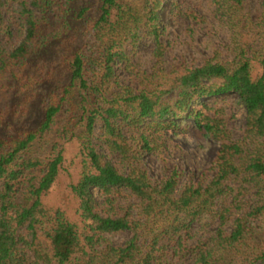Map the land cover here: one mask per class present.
Segmentation results:
<instances>
[{
  "label": "trees",
  "instance_id": "trees-1",
  "mask_svg": "<svg viewBox=\"0 0 264 264\" xmlns=\"http://www.w3.org/2000/svg\"><path fill=\"white\" fill-rule=\"evenodd\" d=\"M215 1L223 15H241L244 0ZM164 7L101 0L99 46L66 56L70 79L49 94L43 119L0 129V264H264V21L255 30L263 39L237 41L233 58L168 66ZM71 11L72 0H0V86L27 89L20 107L40 82L30 63L69 29ZM142 31L155 40L151 70L136 69L127 50ZM122 65L136 86L118 77ZM229 92L246 108L239 136L208 99ZM185 119L220 143L213 174L184 182L175 167L154 178L144 157L164 155ZM67 170L73 205L49 202ZM126 231L124 242L109 241Z\"/></svg>",
  "mask_w": 264,
  "mask_h": 264
},
{
  "label": "rangeland",
  "instance_id": "rangeland-1",
  "mask_svg": "<svg viewBox=\"0 0 264 264\" xmlns=\"http://www.w3.org/2000/svg\"><path fill=\"white\" fill-rule=\"evenodd\" d=\"M100 3L101 0H72V11L69 14L71 26L61 36L53 38L30 63V71L40 77V82L36 90H30L31 97L24 105L26 108L20 107L18 103L26 97L27 89L22 91L18 83L12 84L13 79H8L4 86H0V112L3 113L0 129L3 133L16 132L19 128L38 124L44 117V105L49 94L58 91L70 79L68 63L64 61L66 56L78 47L83 46L89 54L98 48L99 41L95 38L93 23L100 14ZM82 6H89L90 10L79 18L77 12ZM261 21H264V0H244L241 15L235 16V19H232V14L223 15L215 0H165L162 18L165 29L162 37L167 44L166 63L168 66L181 62L198 65L218 54L223 58H233L236 56L237 41L242 44L246 40L257 42L263 39V35L255 31ZM154 49L155 40L146 32L137 45L129 43L127 48L136 69L148 70L152 69L158 59ZM117 75L122 82H131L135 86L138 84L137 75L123 65L117 67ZM208 99L213 104L216 102L225 107L224 115L233 134L241 135L247 114L245 106L238 101V94L229 92ZM181 123L183 129L179 134L169 131L164 155L150 153L144 157L142 164L149 168L156 179L175 167L183 170L184 182L190 177L200 176L204 171V175H212L214 172L211 166L220 143L206 135L205 130L196 126L193 120L185 119ZM71 170H75V167L72 166ZM67 171L63 172L47 197L49 202L73 205L68 188L71 176ZM129 235L128 231L116 232L109 235V241L124 242Z\"/></svg>",
  "mask_w": 264,
  "mask_h": 264
}]
</instances>
